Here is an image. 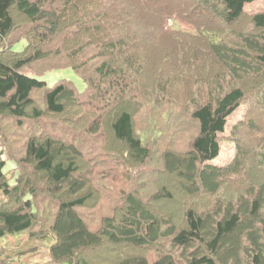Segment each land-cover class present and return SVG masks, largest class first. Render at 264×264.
Segmentation results:
<instances>
[{"label": "trees", "instance_id": "1", "mask_svg": "<svg viewBox=\"0 0 264 264\" xmlns=\"http://www.w3.org/2000/svg\"><path fill=\"white\" fill-rule=\"evenodd\" d=\"M104 1L0 0V43L9 41L0 47V137L8 136L3 118L18 128L33 123L16 160L33 173L19 174L12 184L0 158V238L54 235L49 264H97L90 254L105 251V244L142 254L121 251L116 258L106 250L103 264H264V111L259 124L248 123L252 151L235 131V160L212 164L229 118L245 101L255 97L264 109V11L245 10L258 0ZM164 1L163 10L154 8ZM15 14L27 21L22 34L16 35ZM246 19L253 33L236 27ZM177 21L198 33L178 29ZM22 41L25 49L15 51ZM40 63L51 64L46 72L71 68L86 91L66 80L50 87L21 73ZM183 104L196 135L187 152L164 149L169 134L154 119L168 123ZM70 112L84 115L72 123ZM99 156L120 159L124 173L132 174L121 179L127 187L121 208L95 231L81 210L94 198V179L101 185L94 166L102 165L94 160ZM154 160L156 173L148 176L156 181L146 175V182L137 181L138 166L146 171ZM248 169L252 183L244 190L234 182ZM171 177L189 197L178 215L166 208L174 199ZM149 188L154 194L146 198ZM148 249L155 258L144 255ZM5 251L0 248V264H15L20 254Z\"/></svg>", "mask_w": 264, "mask_h": 264}, {"label": "rangeland", "instance_id": "2", "mask_svg": "<svg viewBox=\"0 0 264 264\" xmlns=\"http://www.w3.org/2000/svg\"><path fill=\"white\" fill-rule=\"evenodd\" d=\"M107 5V1L100 0ZM112 0H109V2ZM113 2H111L112 4ZM164 2L161 3H154V8H157L158 10H163V4ZM160 4V5H157ZM165 6V4H164ZM246 13L247 15H253L257 12H262L264 11V0H258L255 3L248 4L246 5ZM15 17L17 19V34H22L26 31L27 29V21L23 18H21L19 15L15 14ZM198 21H201L203 23L206 22V18L204 16H199L196 18ZM187 20V19H184ZM178 22V21H177ZM187 22V21H184ZM184 22H178L176 26H178V29L186 31V32H192L193 34H197L198 30L193 27L192 25L186 24ZM172 24V23H171ZM239 28L238 30L240 32L244 33H253L254 30H252V25H250L249 20L242 21L239 23V25L236 26ZM237 30V31H238ZM197 36V35H194ZM196 39L194 38V41ZM9 41L6 42V44L0 43V47H6L9 45ZM27 46L26 41H22L18 44H16L14 50L15 51H23L25 47ZM159 55V59H160ZM142 60H140L141 62ZM158 61V60H157ZM141 64V63H140ZM151 64V63H150ZM50 63H40L35 66L31 67H25L24 69L21 70V73L27 76L31 77H36L42 81H45L49 84L50 87H53L56 85L59 81L66 80L80 92L83 93L86 91V82L84 79L76 74L71 68H64V69H56L54 71H49L48 68L50 67ZM153 65V64H151ZM146 71L147 73H150V67H147ZM46 72V73H45ZM179 92L184 94L186 92V89L183 87L179 90ZM37 105L39 106L38 102H42V93L36 94L34 96ZM254 98L255 97H250L248 100L245 101V103L229 118L228 120V125L226 129V133L223 136L225 138L222 143V151L221 155L219 158H217L212 164L219 166V167H225L231 164L235 158L237 157V142L235 141V138H233V133L237 131L238 135V140L241 145L244 146V150L247 152L252 151V146L254 140H251L254 138L253 133H249L248 129V123L250 120H255L258 124L260 123V114L259 112L264 111L263 108L260 106H256V103H254ZM179 106H181L179 108ZM178 106V113L174 117L171 116V119H168V123H166V118L159 119L158 116L155 117V121L159 122V125H164V130L166 134H169V137H167V141L165 140L163 147L164 149L170 147L172 149H176L178 152H187L189 149V143L196 135V127L192 123L189 114L187 113L189 111V106L187 104L179 105ZM74 111V110H73ZM183 111V112H182ZM141 114V113H140ZM180 114V115H179ZM84 115V113H69L67 116H74L72 123H76L79 119L80 116ZM142 115V114H141ZM251 116V117H250ZM83 117V116H82ZM68 118V117H67ZM137 118V117H136ZM72 119V118H71ZM4 120V132L8 134V136H3V138L0 137V158L7 163L6 166V172L9 174V178L12 181V184L15 183L14 179L16 176H19V174H31L33 171L27 164L21 163L23 165H18L16 160L19 158H22V150L24 148V143L25 140L33 134V130L30 129L32 122L30 124L28 122H25L24 127L18 128L15 123H13L12 119L10 118H3ZM53 120V118L51 119ZM55 121V120H54ZM57 122L59 121L56 120ZM138 122V121H137ZM140 122H144V119H140ZM247 122V123H246ZM264 122V120H263ZM52 126V125H51ZM67 127L66 125H63ZM61 126V127H63ZM148 127V126H147ZM149 127H152L149 125ZM50 128V127H49ZM30 129V130H29ZM36 132L39 131L38 128H35ZM236 129V130H235ZM238 129V130H237ZM3 132V131H2ZM242 140V141H241ZM256 141V140H255ZM250 143V145H249ZM158 148H155L154 151H157ZM15 161H14V160ZM155 159V157L153 158ZM95 161H99L102 163V165H94L95 167H99V169L95 172L96 176L101 180L99 184H94L97 180L94 179V182L92 183V188L91 193H93L94 198L89 202V205L85 207L84 209L81 210V213L85 218L90 223L91 229H94L95 231L100 230L101 224L103 223V220L107 216H111L115 214L116 211H118L121 208V203L124 200V195L126 193L127 187H126V181L123 179L124 175H127V178H130L131 173H124V169L122 166H120V159L116 160L115 162L112 160V158H102V156L95 157ZM157 162L151 161L149 162V165L145 170L146 167L144 166H138V168L141 171H138L137 175L139 177H136L137 181L141 180L144 182L147 181V179L144 177L150 178L148 181H156L155 178H153L154 170L157 168L155 167ZM88 167H85L84 170H87ZM138 170V169H137ZM248 172L243 173L241 181H235L234 183H239V186H242L243 189L245 190L246 188H249L248 185L251 184V176ZM136 171V170H134ZM143 171V172H142ZM130 174V175H129ZM148 174L152 176H148ZM41 179L45 178V176H41ZM142 178V179H141ZM157 178V177H156ZM262 179L264 180V176H262ZM174 178L171 177L169 179V189L173 193V200L170 205H167L166 208L169 210L173 208V215H178L180 214L181 208L185 207V204H188V198L189 197H184V195L181 194L180 187L179 185L173 183ZM139 182H135V188L138 186ZM232 183V182H231ZM98 188V190H97ZM104 188V190H102ZM101 190V191H99ZM144 190V189H143ZM90 193V192H89ZM144 196L146 198L150 197L151 195L154 194V191L149 189L144 190ZM188 201V202H187ZM189 205V204H188ZM167 209V210H168ZM165 205H164V212H165ZM166 213V212H165ZM168 213V212H167ZM42 228V229H41ZM41 230H45L44 227H39L38 230H36V233L38 234L41 232ZM55 243V236L52 235V237L48 240L41 241V240H35V239H29L27 236V233H20L12 236H8L5 238H0V248H4L6 250V255H13L15 253H19L20 255L18 256V261L15 264H49L50 263V258L48 256V249L51 245ZM104 247H106L108 251H110L111 254H115L116 258H118L121 253V251L128 253V254H139V252L142 254L141 251H138L136 249H119V248H114L109 247L108 244H105ZM110 248L113 249L110 250ZM105 251H95L94 255L90 254L91 257H93V261L96 262L97 264H103V260L106 257ZM118 254H117V253ZM145 256L148 258H155V253L148 249L145 250ZM90 256L88 258L90 259ZM63 264H68V263H63Z\"/></svg>", "mask_w": 264, "mask_h": 264}]
</instances>
